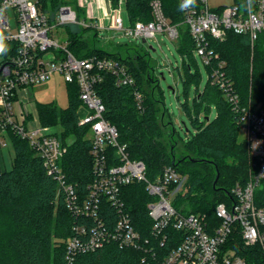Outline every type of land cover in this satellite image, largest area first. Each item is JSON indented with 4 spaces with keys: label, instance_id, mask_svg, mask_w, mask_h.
I'll use <instances>...</instances> for the list:
<instances>
[{
    "label": "trees",
    "instance_id": "16d2710c",
    "mask_svg": "<svg viewBox=\"0 0 264 264\" xmlns=\"http://www.w3.org/2000/svg\"><path fill=\"white\" fill-rule=\"evenodd\" d=\"M110 1L117 6L120 0ZM153 1L125 0L129 19L132 22L154 20ZM159 1L168 21L179 25L178 51L190 59L195 58V43L183 24L180 0ZM72 2H75L78 19V15L86 14L77 0ZM68 3V0H40V8L52 22L58 9L70 6ZM80 29L82 32L69 30L68 33V49L74 56L117 59L128 66L136 80L135 87L118 86L114 76L104 74L103 81L96 87L106 106L105 118L118 129L119 141L126 145L130 158L145 163L151 181H155L165 167L175 168L187 177L186 189L174 200L176 209L184 214H206L210 221L218 222L216 206L219 203L230 205L234 199L232 189L246 182L254 171L249 147L241 138L238 114L222 91L213 86L210 79L200 90V69L193 72L191 66L184 63L181 77L186 86V100L181 110L194 131L187 130L189 136L183 139L174 126L158 80L153 76L154 66L147 56L138 51L128 53V49L124 55L117 50L109 52L94 47L83 38L84 33L94 28ZM211 45L226 62L227 75L242 105L264 106V32L253 46L248 36L233 32H229L224 41H213ZM192 83L196 88L190 102ZM67 85L68 108H59L54 102L40 103L39 118L44 126L61 127V135L55 132L66 147L61 166L68 183L85 195L94 180L91 142L88 128L79 125L78 85ZM136 90L143 94V109H139L135 100ZM212 105L216 111L214 118H211ZM9 138L15 157L10 170L0 167V264H161L180 242L182 234L172 228L167 231L164 245L153 236V221L147 207L153 198L144 183L136 182L123 189L124 200L143 243L151 239L154 253L145 248L110 244L96 252L81 253L69 263L67 241L75 235L74 227L83 224V219H77L69 211L60 183L47 172L31 145L14 134ZM70 138L73 142H69ZM257 195L262 197L259 205L264 206V183ZM102 210L106 218L117 217L116 210L106 201L102 202ZM252 253L250 260L258 257Z\"/></svg>",
    "mask_w": 264,
    "mask_h": 264
},
{
    "label": "built area",
    "instance_id": "2783aa9c",
    "mask_svg": "<svg viewBox=\"0 0 264 264\" xmlns=\"http://www.w3.org/2000/svg\"><path fill=\"white\" fill-rule=\"evenodd\" d=\"M124 1L111 9L110 23L102 26L80 23L71 6L60 7L51 22L41 10L40 0H0V39L7 46L0 61V148L5 146L1 139L10 134L26 140L47 172L60 183L69 211L83 219L67 241L69 263L81 253L96 252L110 244L145 248L154 253L151 239L143 243L123 196L125 187L142 182L153 198L147 207L156 240L164 245L170 228L182 234L161 264H264V206L259 205L262 197L257 195L264 183V106L242 105L227 75L226 62L211 45L213 41H224L233 32L248 36L253 46L264 32V0H242L221 9H212L208 0H196L194 6L183 10V24L194 40L195 54L208 70L211 84L222 91L238 114L240 134H244L242 140L248 145L254 164L249 179L232 189V203L216 206V223L206 214L179 212L174 200L186 189L187 177L167 166L155 181L149 180L145 163L130 158L126 145L119 141L118 129L105 118L106 106L96 87L104 74L114 76L118 86L135 87L136 80L128 66L117 59L77 58L68 49L67 41L60 44L50 35L58 26L81 24L85 28L120 32L130 39L147 41L165 33L178 40L179 25L168 21L159 0L151 4L154 20L149 22H132L123 10ZM184 2L180 0L181 5ZM56 74L66 84L76 83L79 88L78 120L89 131L94 173L85 195L68 183L61 166L66 147L52 127L21 112L15 103L20 92L48 82ZM134 93L139 109H143V94L139 90ZM103 201L116 210V218H106ZM251 253L258 257L250 260Z\"/></svg>",
    "mask_w": 264,
    "mask_h": 264
},
{
    "label": "rangeland",
    "instance_id": "374dc122",
    "mask_svg": "<svg viewBox=\"0 0 264 264\" xmlns=\"http://www.w3.org/2000/svg\"><path fill=\"white\" fill-rule=\"evenodd\" d=\"M72 1L74 0H68V4L74 11H76L75 2ZM77 1L80 5L79 0ZM208 2L211 8L216 9L219 6H228L232 4L233 0H208ZM80 7L83 8L81 5ZM111 7L116 9L117 6H114L111 3ZM223 7H220V9ZM125 9L126 7L123 6V10ZM10 14L13 15V12L10 11ZM109 16L110 13H107L106 17ZM78 17L80 23L86 21L85 15H78ZM13 27L14 32H16L17 29L14 23ZM80 28H83L81 24L58 26L57 28H53L50 35L60 44H65L68 38L69 30L72 32H82ZM95 33L96 31L92 29L83 35V38L94 47L110 52L117 50L124 55L128 49L130 50L128 53L134 54L135 51H138L139 53L147 56L151 66H154L153 76H155L158 80L159 89L162 91L166 107L172 117L174 126L181 138L187 139L190 133L188 131L190 130L193 132L194 129L192 128V125L186 115L181 110V104L186 100V86L181 74H183L184 71V63L190 65L193 72L199 68L202 74L200 90L204 89L209 77L207 69L201 58L197 54L193 59H190L188 56H183L178 51L177 40H172L165 33H160L156 36V38L148 39L145 43L139 39H130L122 33L116 31L101 30L97 32V38ZM5 47L7 46L5 45ZM3 57L4 52L0 53V61ZM195 88L196 85L194 83H192L189 87L190 102H192L194 97ZM20 100L23 101L24 104L32 101L29 102V107H32L33 109L36 107V104L49 102H54L59 108L66 109L70 103L69 87L60 77L55 76L47 83L38 84L28 88L27 93L23 94L22 97H20ZM212 106L213 112L211 118H214L216 116V111L215 106ZM52 130L54 133L57 132L58 135H61V127H53ZM243 137L244 134L241 133V138ZM1 140L5 143V146H2L5 165L7 169L10 170L15 157L12 140L9 137L2 138ZM73 140V138H70L69 142H73Z\"/></svg>",
    "mask_w": 264,
    "mask_h": 264
},
{
    "label": "crops",
    "instance_id": "0c3cea01",
    "mask_svg": "<svg viewBox=\"0 0 264 264\" xmlns=\"http://www.w3.org/2000/svg\"><path fill=\"white\" fill-rule=\"evenodd\" d=\"M79 2H80V5L86 11V14H85L86 21H88L89 23L100 24L102 26L103 25H108L110 23L111 16H112V13H111V8L112 7H111V1L110 0H79ZM236 2H237V0H233L232 4H234ZM232 4H230V5H232ZM118 5H119V3H118ZM230 5H228V6H230ZM123 6H125V1H124ZM223 6H219L216 9H220V7H223ZM224 7H226V6H224ZM124 11L127 12L126 9ZM107 13H110L109 17H106ZM101 30H103V29L102 28L98 29L96 32H99ZM97 36H96V38H97ZM55 76H58V77H60L63 80L61 75L56 74ZM27 90H24V91L20 92L19 96L16 98V101H15L16 107L21 112H26L33 118H35L37 116L38 120L40 121L39 111H38V104H36V107L33 109L32 107H29V105H30L29 102H32V101H29L28 103H26L27 104V106H26V104H24L23 101L20 100V97H22L23 94L27 93ZM0 164H1L2 170H6L7 169V167L5 165L4 157H3L2 147L0 148Z\"/></svg>",
    "mask_w": 264,
    "mask_h": 264
},
{
    "label": "clouds",
    "instance_id": "9594fccd",
    "mask_svg": "<svg viewBox=\"0 0 264 264\" xmlns=\"http://www.w3.org/2000/svg\"><path fill=\"white\" fill-rule=\"evenodd\" d=\"M196 0H185V2L180 6L181 10L183 11L184 9L190 7V6H194L195 5ZM5 51V45L3 43V40L0 39V53H3Z\"/></svg>",
    "mask_w": 264,
    "mask_h": 264
},
{
    "label": "water",
    "instance_id": "95a60500",
    "mask_svg": "<svg viewBox=\"0 0 264 264\" xmlns=\"http://www.w3.org/2000/svg\"><path fill=\"white\" fill-rule=\"evenodd\" d=\"M143 41V43H145L146 42V40H142ZM193 162H195L196 160H192ZM218 176L219 175H217V178H216V182H217V180H218ZM216 184V183H215Z\"/></svg>",
    "mask_w": 264,
    "mask_h": 264
}]
</instances>
